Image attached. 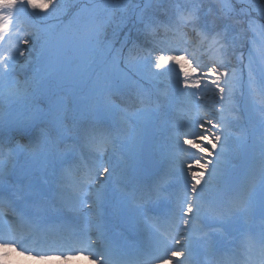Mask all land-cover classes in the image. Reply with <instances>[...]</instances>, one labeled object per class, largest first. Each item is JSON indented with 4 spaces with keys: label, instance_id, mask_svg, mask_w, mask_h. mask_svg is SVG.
Instances as JSON below:
<instances>
[{
    "label": "snow or ice",
    "instance_id": "obj_1",
    "mask_svg": "<svg viewBox=\"0 0 264 264\" xmlns=\"http://www.w3.org/2000/svg\"><path fill=\"white\" fill-rule=\"evenodd\" d=\"M49 6L52 10L47 15L59 23L39 35L18 37L19 43L27 48H6L0 53V81L4 82L6 101L12 99L11 77L18 58L25 57L27 52L25 63L36 68L23 90L16 92L14 101L23 105L27 114L6 121L0 131V208L6 210L0 211V247H12L13 234L21 228L35 230L41 224L55 225L68 218L69 213L75 223L95 221L97 240L90 243L95 247L98 241L111 242L109 223L115 217L124 220L131 231L140 233L142 227L147 229L146 252L150 259L153 244H167L166 258L155 259L158 264H172L174 258L185 256L183 249L191 239L192 225L202 219L203 204L213 181L217 182L218 196L232 191L218 167L230 152V137L214 106L195 121L203 129L196 135L198 142L183 139L181 144L178 133L175 143L179 151L173 154V160L180 163L181 186L178 191L161 197L149 178L154 161L143 150L145 133L139 129L125 132L112 128L111 118L125 114L117 100L126 97L132 103L145 102L141 99L145 93L137 81L140 64L133 61L131 54L144 53L143 68L151 76L163 74L153 69L167 71L168 65H178L177 92L185 100L197 103L211 92L210 99L222 113L225 103L233 98L237 83L243 95L244 67H247L248 85H258L264 92V64L254 63V49L264 60V30L258 34L256 31L258 27L264 29V0H141L135 4L109 0L103 5L66 0L63 6L58 0H46L42 4L34 0H0V41L17 29V19L27 8ZM112 10H119L121 16L116 24L118 30L109 37L106 25L110 26L111 20L105 19L104 14ZM58 11L63 12L62 19L55 15ZM182 29L190 30L183 32L182 46L176 47L175 38ZM213 52L223 57L220 63L205 62L204 58ZM74 63L81 79L89 69L99 68L95 83L109 97L107 101L83 107L66 91V71ZM237 65L241 68L239 78ZM133 84L137 86L132 87ZM261 105L264 177V97ZM114 133L124 135L123 143L132 146L135 162L121 167L124 182L110 188L117 166L106 157H93L90 151L86 155L85 149H90L97 137L114 138ZM183 144L200 154L186 166L185 160L179 158V153L186 151ZM20 152L28 153L30 158L20 161L17 158ZM129 184L135 186L130 196L125 192ZM129 199L131 213L127 211ZM261 213L264 215V202ZM162 220L176 230L172 242L156 230L155 226ZM174 245L181 247L177 249ZM187 251L191 255L190 247ZM260 255L264 264V231L260 234ZM176 264L184 262L176 259Z\"/></svg>",
    "mask_w": 264,
    "mask_h": 264
},
{
    "label": "rangeland",
    "instance_id": "obj_2",
    "mask_svg": "<svg viewBox=\"0 0 264 264\" xmlns=\"http://www.w3.org/2000/svg\"><path fill=\"white\" fill-rule=\"evenodd\" d=\"M20 29V31H17ZM17 29H14L12 33L6 36L5 41H0V53H3L6 48L15 50L19 48H27V45L19 43V38H28L33 35V33L40 34L41 31L35 28H29L28 25L24 24L20 18L17 19ZM188 31V30H187ZM180 32L177 33V36ZM181 44V43H180ZM179 46V45H177ZM239 55V53H237ZM144 53L137 54L133 57L134 61L143 62ZM212 61L220 63L223 57L217 53L210 54ZM28 57V53L25 52V57L18 58L15 73L11 77L10 89L15 91L23 90L26 81L32 78V70L35 65H28L25 63V59ZM207 62V61H206ZM239 65L236 66L235 71L238 69ZM77 64H72L66 71L67 79L64 80V87L66 91L70 94L71 89L68 88V84L74 83L78 79V74L76 72ZM185 70H188V65L185 63ZM162 71V75H158L159 80H155L154 84L158 86L157 93L153 96L142 95L141 99L145 102L141 103L139 100L132 103L127 100L126 97H121L117 100L121 107L125 109L124 115H115L113 119L111 118L113 130L117 128L123 129L125 132L134 131L139 129L144 132V127L150 119H153L158 126L161 125V117L165 115L166 125H169L175 135L172 136L170 143L176 147V150L166 149V155H156L154 151V157L156 162L162 165L160 172L150 175L149 178L152 180L154 187L160 191H165L164 193H170L178 191L181 186V181L183 178V173L180 171L179 160H173V154L179 151L175 143V137L180 133V143L182 144L183 139H192L196 141V136L199 132L203 131L200 129L199 124L195 123L200 117L205 116V113L209 111L210 107L214 106L218 119H223L226 129L225 131L230 137V152L226 159L222 160L219 164V169L223 174L225 181L229 178L230 173L235 170V168L241 163L243 155V144L245 146V120L244 117L241 120V112L238 111L237 105L243 100L241 90L235 88L233 98L226 102L224 105V110L221 113L219 111V106H215L214 102L210 99L212 93L208 92L206 97L199 103L193 101L185 100L176 90V81L180 72L179 66L170 64L167 66V71ZM237 74V73H236ZM99 73L94 77V80L98 78ZM96 82V80H95ZM91 86L93 92L90 94L82 93V88L79 90L81 92L76 100H79L83 107H87L91 104H99L107 101L109 97L103 94L100 89L97 88L96 83ZM133 87V86H132ZM142 90V89H141ZM5 92L4 82L0 81V92ZM143 93H145L143 91ZM72 96V93L70 94ZM89 98H93L90 100ZM4 98L0 94V131L3 130L4 117L10 116L14 119L19 118V106L23 108V105L18 104L14 107L5 109L3 105ZM15 110L13 114H5L8 111ZM144 110V111H138ZM24 111V108H23ZM24 114L27 113L24 111ZM260 115V113L258 112ZM259 135V134H257ZM106 137V136H104ZM108 138L109 146L104 153H97L92 149H85L86 155L91 152L94 157L99 155L101 157L106 156L107 161L115 164L117 166L116 175L113 177L111 187H119L122 181L120 176L121 167L124 164L131 165L135 162V151L131 145H125L123 141L125 140L124 135L120 133H114V138ZM198 142V141H196ZM21 144L27 143V141H21ZM113 145H115V151L113 150ZM252 145L259 147L257 142L253 141ZM183 149L186 151L179 153V158L185 160V166L187 163H192L195 158L199 157V152L197 149L192 148L190 145L183 144ZM8 151L7 149L5 150ZM20 161H24L30 158V155L26 152H20L17 157ZM256 164L261 163V158L256 159ZM167 174H163L165 172ZM164 176V177H163ZM243 181L245 183L244 190L248 192L249 195L246 197H240L236 202L232 201V198L228 196L229 194H222L218 196L216 192V181H213L212 190L207 194L204 204H203V216L202 219L194 222L191 228V235L195 231H209L210 233H219V235H212L213 241L216 246H222L227 242L228 238H222L224 235L227 237H232L234 242H241V247L237 249H244L251 247L255 243H259L260 246V234L264 231V218H253L248 219L245 217L244 207L248 204L253 206L257 203L264 202V189H262V182H264V177L260 179L244 177ZM134 185L129 184L125 192L129 193V196L134 189ZM234 190H240L239 186H234ZM168 191V192H166ZM242 198V199H241ZM248 204L244 206V203ZM227 203V204H226ZM257 206V205H256ZM255 206V207H256ZM128 208V206H127ZM6 211V210H4ZM256 213L261 215V205L256 209ZM249 220V221H248ZM94 221V220H93ZM95 222V221H94ZM124 223L122 219H116L115 225L119 226ZM120 227V226H119ZM244 228H253L251 231L252 241L248 242L244 237V233H241ZM215 229V230H214ZM110 231V230H109ZM143 231V229H141ZM149 237V235L147 236ZM192 239V236H191ZM223 241V243H220ZM194 245V244H193ZM18 246L21 247L18 243ZM195 246V245H194ZM258 246V247H259ZM196 247V246H195ZM102 250V247H100ZM103 251V250H102ZM7 254V251H0V256ZM257 252L254 256L257 257ZM30 255V254H29ZM76 255V254H74ZM79 255V254H77ZM97 255V254H96ZM85 255H80L79 258H83ZM3 259V258H2ZM85 259V258H84ZM83 259V260H84ZM88 260V259H87ZM181 260V258H180ZM20 260L10 261L5 259L3 262L0 259V264H27V261L18 262ZM95 264H103V259L94 261ZM29 263V262H28ZM42 264H49L43 263ZM39 264V263H35ZM59 264H83L79 261L77 262H65L60 261Z\"/></svg>",
    "mask_w": 264,
    "mask_h": 264
},
{
    "label": "trees",
    "instance_id": "obj_3",
    "mask_svg": "<svg viewBox=\"0 0 264 264\" xmlns=\"http://www.w3.org/2000/svg\"><path fill=\"white\" fill-rule=\"evenodd\" d=\"M35 3L37 4H42L45 3L46 0H34ZM81 3H87L89 5L95 3V4H106L109 2V0H80ZM124 2L129 3V4H135V3H139L141 2V0H124ZM230 2V0H229ZM58 3L63 6L66 3V0H58ZM26 7V6H25ZM52 8L51 6H49L47 9H30L27 8L26 9V13H23L19 16L20 20L24 23V24H28L29 27H35L36 29L40 30L41 32H43L45 29L56 25L57 23H59L58 20L53 19L52 17H49L47 15L48 12H51ZM37 13L36 15H29L31 13ZM56 16H59L61 19L63 17V12L62 11H58L56 14ZM105 19L111 20V25H106L107 28V33L109 37L113 36V32L117 31L118 29L116 28V24L119 21V18L121 16V12L119 10H112L110 12H107L104 14ZM264 30L261 28H257V34L259 31ZM250 41H249V46H251V36H252V31L250 30ZM119 42L117 39V43H116V47L118 48ZM259 48V45H257V49ZM255 57H254V63L257 65L260 64H264V60L261 59L260 53L259 51L255 50ZM135 56V53L131 54V58L133 59V57ZM134 61V60H133ZM136 62V61H134ZM245 65H247L248 61L247 59H245L244 61ZM140 64V71L137 73V81H138V87L139 88H145L147 90H151L153 87H155V85L153 84V81L156 79L155 77H152L144 68H143V64L141 62H139ZM36 68H34L32 70V75L34 74ZM99 68H92L89 69L87 75L84 76L83 79L80 78V76H78V79L74 81V83L68 84V88L71 89L70 94L72 93V96L75 98L77 95L80 94L79 90L82 88V92L85 94H90L93 92L92 88L90 85H92L95 80H97V78L94 80V77L99 73ZM116 71H119L118 69H116ZM238 76L237 78L240 77V73H241V68L239 66L238 68ZM243 75H244V94L246 97H248L249 100V96H254L255 99L258 101V103H261V98L264 97V92H262L260 90V88L258 87V85L256 86H249L247 83V67H244L243 69ZM89 77H91V79H89ZM259 79V77L257 76V80ZM144 83V84H143ZM145 85V86H143ZM238 87L240 88V84L237 83ZM133 87H136V84L132 85ZM149 88V89H148ZM254 89V90H252ZM4 97H5V92H4ZM9 95L13 98L15 97V93L13 91L9 92ZM90 100H93V98H89ZM13 99L6 101L4 98V104L7 108H9L11 106V104H13ZM249 102V101H248ZM250 104V103H249ZM253 108V105H252ZM243 111L246 112L247 115V121L248 124L251 126L250 129H253L254 127L258 126V121L256 120V118L251 114V106L247 105L245 107H242ZM249 112V113H248ZM10 120H14L12 117H4V121L2 122L3 125L5 124L6 121H10Z\"/></svg>",
    "mask_w": 264,
    "mask_h": 264
},
{
    "label": "bare ground",
    "instance_id": "obj_4",
    "mask_svg": "<svg viewBox=\"0 0 264 264\" xmlns=\"http://www.w3.org/2000/svg\"><path fill=\"white\" fill-rule=\"evenodd\" d=\"M204 60L207 62L212 61L210 55L206 56L204 58ZM165 121H166V117H165V115H163L161 117V125L160 126L157 125V132H156L157 135H156V139L154 142V151H155L156 155H163V153L166 155L167 154L165 151L166 149L176 150V147H174L170 143V140L172 139V136L175 135V132L172 131V129L170 128L169 125L165 126V124H166ZM195 136L196 135H193V137H195ZM103 157H106V156H103ZM163 174H167V172H165ZM164 192L165 191H162L160 193L161 197H163L162 195L166 194ZM126 193L129 196V193L128 192H126ZM127 206H128V208H127L128 213H131L132 212V206H131V200L130 199L127 202ZM0 211H1V209H0ZM116 219L117 218L114 217L109 223V230H112V233H110L111 238H115V239H117V241H121V240L122 241H129V239H127V240L125 239L124 233L120 234V232H123L124 229H129V225L124 221V223L121 224L120 227H115ZM82 224L87 226V228H89L90 230L95 229V224H93L92 221H89V222L82 221ZM141 229H143V231L140 233L141 236L146 238L149 235V232L147 231L146 228L142 227ZM156 230H157V228H156ZM86 234H89V232H86ZM189 235H190V237L192 236V239H190V241L188 243L191 246L194 244L197 248L203 249L205 253H209V252L211 254L217 253V250H216L217 246L213 241V237H212L211 233L197 230L192 235H191V233ZM208 236H210L211 239H207L206 237H208ZM226 237L227 236H224L222 238H226ZM147 239L148 238H146V240ZM95 240H97V239H95ZM98 242L101 245L104 243V242H100V241H98ZM16 243L17 242H15V243L12 242L13 246L10 248L0 247V251L1 250L7 251V254L0 256V259L2 260V262L5 259H9L10 261L17 259V260H20L18 262H22V261L29 262L27 264H35V263L42 264L40 262L49 263V264H59L60 261H65V262H68V261L69 262H77V261H79L80 263H83V264H95L94 261L96 260V258H94V256L98 251H100L98 246L95 245V247H92V246H90V243H89V247H88L89 250L83 258H79V256H71V255H53L50 257L38 258V257H34V256L29 257L26 254L27 251L20 250L18 248V246L16 245ZM153 245L155 246L154 248L151 249V251L153 253L158 251L161 247H165V248L167 247L162 243H155ZM158 245H159V247H158ZM174 247L179 249L181 246L180 245H174ZM186 247L187 246H185V248L183 249V250H185V256L180 257V258H186L188 256V251H187ZM188 247H190V246H188ZM165 248H163V250ZM27 253H29V252H27ZM199 255H200V253H199ZM100 256H103V253H101ZM65 257H68V258L66 259ZM162 258H166L165 252L163 253ZM180 258H174L172 261V264H176V259H180ZM209 259H210V257L207 260H209ZM157 264H158V261H157Z\"/></svg>",
    "mask_w": 264,
    "mask_h": 264
},
{
    "label": "water",
    "instance_id": "obj_5",
    "mask_svg": "<svg viewBox=\"0 0 264 264\" xmlns=\"http://www.w3.org/2000/svg\"><path fill=\"white\" fill-rule=\"evenodd\" d=\"M154 128H155V123L153 121H150L146 127V133L143 144V150L145 154H150L151 157H152V142L155 138ZM248 161H249L248 152H246L244 156L243 164L238 168V171H242L246 167ZM152 171L153 169H151V172Z\"/></svg>",
    "mask_w": 264,
    "mask_h": 264
}]
</instances>
